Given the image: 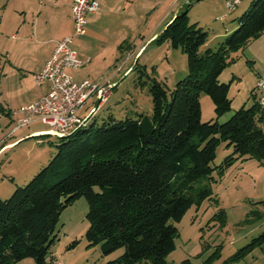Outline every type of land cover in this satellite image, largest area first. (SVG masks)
<instances>
[{"label": "trees", "instance_id": "16d2710c", "mask_svg": "<svg viewBox=\"0 0 264 264\" xmlns=\"http://www.w3.org/2000/svg\"><path fill=\"white\" fill-rule=\"evenodd\" d=\"M187 7L155 38L186 55L187 76L175 83L169 99L164 84L152 79L150 115L124 120L109 115L101 122L92 118L58 138L48 164L10 197L0 198V264L26 257L33 264H52L60 215L80 197L87 202V246L99 245L103 256L123 248L105 264L164 263L178 235L172 221H181L193 203L212 195L209 182L197 184L213 172L223 175L236 158L264 159V107L258 100L225 122H202L199 100L204 92L217 116L229 111L231 80L223 83L218 77L233 52L264 33V0H251L225 40L204 50L200 47L208 32L189 21ZM221 141L233 152L212 166ZM222 212L214 216L220 219ZM262 243L264 233L231 261Z\"/></svg>", "mask_w": 264, "mask_h": 264}, {"label": "rangeland", "instance_id": "374dc122", "mask_svg": "<svg viewBox=\"0 0 264 264\" xmlns=\"http://www.w3.org/2000/svg\"><path fill=\"white\" fill-rule=\"evenodd\" d=\"M220 1L222 0H191L187 3L189 4L187 7L189 21L205 23L203 28L210 35L208 45L212 49L223 42L228 33L235 28L220 38H212L213 33H223L225 25L237 22L236 18L246 10L243 6H248L251 0H242L230 13H227L225 6L224 9L219 8ZM166 5V2H162L160 9ZM241 9L242 11L239 12ZM219 10L223 12L219 13ZM219 16H221L220 19ZM157 19L158 12L152 19L148 18L144 36L155 25ZM141 49L132 59L122 64H114L123 68L114 79L118 81L111 89L113 94L107 105L94 114L97 121L101 122L109 115L121 120L127 117L136 118L139 113L150 115L152 98L149 86L152 79L155 78L164 84L169 99L175 83L187 76L188 62L186 55L180 49L172 50L170 44L168 46L165 41L160 43L154 41ZM201 49L204 50L202 46ZM231 60L218 77V80L223 83L231 80L228 92L231 99L230 109L225 114L217 116L214 113L213 101L202 92L199 97L202 122L208 120L225 122L235 110L243 105L249 107L255 99L257 100L252 88L255 69L264 64V33L252 39L245 47L233 52ZM89 64L87 66H90ZM114 65L92 64V67L102 73L110 66L113 68ZM233 73L236 75L234 79ZM94 103H96V97L93 98L92 104L86 103L87 107L79 113L80 118L84 119L95 106ZM33 123L31 127L34 128L33 132L50 130V127L40 120ZM23 130L25 131L26 127L20 129L18 134ZM25 132L27 133V130ZM18 136L16 134L6 140L14 141ZM58 142L57 136L47 134L41 138L26 136L15 143L11 142V145L6 143L1 146L0 198L10 197L17 187H22L36 172L46 166L56 152L55 144ZM226 145L224 141L219 143L212 166H218L233 152L232 147ZM211 177L197 184L200 186L209 182L211 197L206 198L199 205L193 203V206L182 216L181 221H172L178 232L174 239L175 248L165 257V262L160 264L264 263V243L231 261L235 253L247 246L253 238L264 233V159L236 158L223 175L217 176V173L213 172ZM220 210L223 214L220 213L219 219ZM86 213V199L80 197L66 206L60 215L57 227L58 239L51 246V250L58 256L57 260L63 264H105L107 259H113L123 252V248H118L103 256L99 245L87 246L84 236L88 226L85 219ZM66 235L73 238L68 239ZM72 239H78L77 244L72 248H66ZM33 263L31 257L17 262V264ZM148 264L152 263L148 261Z\"/></svg>", "mask_w": 264, "mask_h": 264}, {"label": "crops", "instance_id": "0c3cea01", "mask_svg": "<svg viewBox=\"0 0 264 264\" xmlns=\"http://www.w3.org/2000/svg\"><path fill=\"white\" fill-rule=\"evenodd\" d=\"M189 1L191 0H100V9L94 14L87 15L85 32L81 36L73 37L71 44L77 56L85 63L80 69H70L69 73L78 82L86 78L93 82L108 83L110 88L107 101L97 110H94L96 107L94 103L95 106L85 116L87 120L94 118V114L107 105L113 94L111 89L118 81L114 79L123 68L114 64H122L132 59L139 49L153 43L172 17L185 10ZM73 2V0H0V147L38 133L33 132L32 123L20 128L26 127L27 133L23 130L18 134L19 129L7 135L17 118L12 111L40 98L49 90V82L36 81L34 75L43 69L45 62L51 57L56 40L73 33L71 14ZM162 2H166L167 5L160 9ZM220 2L219 8L224 9L225 0ZM243 7L247 9V5ZM241 11L242 9L239 10ZM156 12L158 19L144 36L148 18L152 19ZM222 12L223 10H219V13ZM203 24L205 23L199 22L202 27ZM236 27L237 22L225 25L223 33H213L212 38L224 37L228 31ZM209 36L202 45L204 49L210 48ZM166 43L169 46V42ZM88 64L90 66H87ZM92 64H113L114 67L110 66L100 73ZM255 72L252 92L257 77L264 72V64L256 68ZM232 77L236 78L235 73ZM89 103L92 104L93 99ZM85 107L79 113L83 112ZM16 134L19 135L16 140L7 142L8 138ZM66 237L73 238L68 235ZM52 255L55 260L58 259L54 251Z\"/></svg>", "mask_w": 264, "mask_h": 264}, {"label": "built area", "instance_id": "2783aa9c", "mask_svg": "<svg viewBox=\"0 0 264 264\" xmlns=\"http://www.w3.org/2000/svg\"><path fill=\"white\" fill-rule=\"evenodd\" d=\"M73 1L71 8L73 33L56 40L51 57L45 62L43 69L34 75L36 81L49 82V90L40 98L12 111L17 118L7 135L36 120H40L57 133L67 135L74 128L85 125L88 118H80L79 112L87 102L96 97L94 110H97L108 99L110 94L108 83L93 82L86 78L78 82L69 73L70 69H80L85 63L73 50L72 39L85 32L87 15L94 14L100 9V0ZM240 2L242 0H225L227 13L232 12ZM254 94L259 104L264 107V72L255 81ZM52 264L63 263L54 260Z\"/></svg>", "mask_w": 264, "mask_h": 264}, {"label": "water", "instance_id": "95a60500", "mask_svg": "<svg viewBox=\"0 0 264 264\" xmlns=\"http://www.w3.org/2000/svg\"><path fill=\"white\" fill-rule=\"evenodd\" d=\"M42 134H44V135H47V134H49V135H55V136H57L58 138H60V137H63V136H66V135H63V134H61V133H57L56 131H54V130H47V132H38V133H34L33 135H31L30 137H34V136H37V135H42Z\"/></svg>", "mask_w": 264, "mask_h": 264}]
</instances>
